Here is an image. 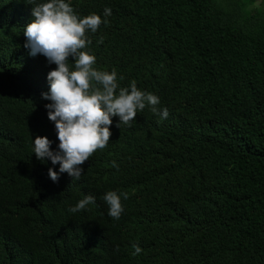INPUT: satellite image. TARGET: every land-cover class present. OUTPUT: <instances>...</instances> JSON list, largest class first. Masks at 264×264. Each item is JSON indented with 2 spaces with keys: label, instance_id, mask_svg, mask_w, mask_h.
<instances>
[{
  "label": "trees",
  "instance_id": "trees-1",
  "mask_svg": "<svg viewBox=\"0 0 264 264\" xmlns=\"http://www.w3.org/2000/svg\"><path fill=\"white\" fill-rule=\"evenodd\" d=\"M65 2L107 20L86 33L93 67L169 115L113 117L81 178L53 182L59 164L33 149L46 136L58 150L42 96L56 65L24 47L33 6L0 0V264H264V0ZM108 191L128 194L118 220Z\"/></svg>",
  "mask_w": 264,
  "mask_h": 264
},
{
  "label": "clouds",
  "instance_id": "clouds-1",
  "mask_svg": "<svg viewBox=\"0 0 264 264\" xmlns=\"http://www.w3.org/2000/svg\"><path fill=\"white\" fill-rule=\"evenodd\" d=\"M25 2L33 6V19L23 31L26 37L24 47L29 49L30 55L42 54L50 64L56 65L47 73L49 91L42 96L51 101L45 107L48 119L55 124L58 150L51 148L52 141L46 136H36L33 152L41 161L50 159L53 165L59 164V173L52 168L48 170L53 182H58L59 174L65 172L79 180L84 172L82 165L97 149L106 148L112 135L113 117L119 118L116 127H131L138 110L148 107L162 118L168 117L169 110L167 107L161 110L159 97L138 89L135 80L130 87H120L115 70L107 72L93 67L96 57L86 50L91 44L86 33L89 30L95 33L102 23L107 24L106 19L102 20L95 13L81 18L65 0ZM111 15L112 10L106 7L104 16ZM99 42H103L102 37ZM69 60L74 62L72 70ZM112 166L119 167L115 161ZM121 196L128 199L127 193L118 194L116 191H108L103 196L108 215L117 220L124 211ZM94 201L95 197L87 195L69 211L85 210ZM133 247V255L142 251L137 244Z\"/></svg>",
  "mask_w": 264,
  "mask_h": 264
}]
</instances>
